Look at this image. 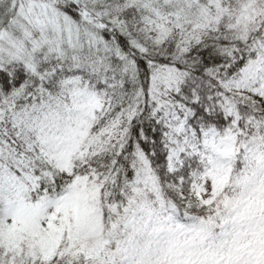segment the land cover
<instances>
[{"label":"snow or ice","instance_id":"snow-or-ice-1","mask_svg":"<svg viewBox=\"0 0 264 264\" xmlns=\"http://www.w3.org/2000/svg\"><path fill=\"white\" fill-rule=\"evenodd\" d=\"M0 264H264V0H0Z\"/></svg>","mask_w":264,"mask_h":264}]
</instances>
